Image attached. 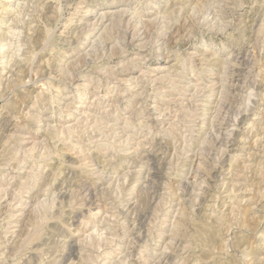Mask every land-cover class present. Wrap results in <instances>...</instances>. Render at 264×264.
Here are the masks:
<instances>
[{"label":"clouds","instance_id":"9594fccd","mask_svg":"<svg viewBox=\"0 0 264 264\" xmlns=\"http://www.w3.org/2000/svg\"><path fill=\"white\" fill-rule=\"evenodd\" d=\"M262 144L264 0H0V264H264Z\"/></svg>","mask_w":264,"mask_h":264},{"label":"rangeland","instance_id":"374dc122","mask_svg":"<svg viewBox=\"0 0 264 264\" xmlns=\"http://www.w3.org/2000/svg\"><path fill=\"white\" fill-rule=\"evenodd\" d=\"M259 71V69H257ZM41 87L43 84L41 83ZM39 89H37L38 91ZM13 105L15 106L14 108H10L9 112L11 115L5 116L4 120L2 123L10 125L14 123L15 121L12 120V116L18 115L20 110L22 108H26L28 104L31 103V101H25L22 94L20 95V99L17 100L16 98L13 99ZM236 146V147H235ZM233 147V155L236 154V149L239 147V141L237 142V145ZM255 147V144L253 143L252 145ZM262 148H264V144L261 145ZM74 159V158H70ZM259 156L256 155V153L249 151L247 154V157L245 159H241L238 164L236 169L233 171V166L231 160L228 161L227 167L224 169L225 172H231V178L229 180L228 187L226 189V195L225 197L222 198L221 200V206L227 205L229 213H231L232 210V193L233 191L236 192H241L245 193L244 198L247 199L248 197H251L253 193H256L257 195L260 192V188L253 189L252 191H247L245 188L242 187L241 182L245 180L246 177H248V171H249V162L252 165L251 167V172L252 175L248 177V185L249 188L251 187V184L255 182L256 184L260 185L261 179L264 178V171H261L259 168ZM78 162V161H77ZM198 166V164H197ZM259 173V174H258ZM260 208L264 209V199H261L260 201ZM245 223L248 224L249 227L254 226L256 221H253L250 216L245 217ZM201 226L199 224H193L192 225V231L193 233H196L197 229L200 228ZM208 242L213 243L215 242V235L209 234L208 235Z\"/></svg>","mask_w":264,"mask_h":264},{"label":"bare ground","instance_id":"6f19581e","mask_svg":"<svg viewBox=\"0 0 264 264\" xmlns=\"http://www.w3.org/2000/svg\"><path fill=\"white\" fill-rule=\"evenodd\" d=\"M236 147V146H235Z\"/></svg>","mask_w":264,"mask_h":264}]
</instances>
